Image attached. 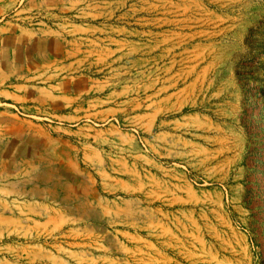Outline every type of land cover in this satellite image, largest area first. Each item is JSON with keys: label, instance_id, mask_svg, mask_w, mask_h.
<instances>
[{"label": "rangeland", "instance_id": "obj_1", "mask_svg": "<svg viewBox=\"0 0 264 264\" xmlns=\"http://www.w3.org/2000/svg\"><path fill=\"white\" fill-rule=\"evenodd\" d=\"M0 264H264V0H0Z\"/></svg>", "mask_w": 264, "mask_h": 264}]
</instances>
